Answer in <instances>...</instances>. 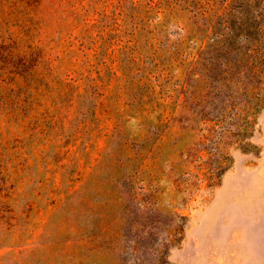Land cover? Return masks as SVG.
<instances>
[{
	"label": "rangeland",
	"instance_id": "1",
	"mask_svg": "<svg viewBox=\"0 0 264 264\" xmlns=\"http://www.w3.org/2000/svg\"><path fill=\"white\" fill-rule=\"evenodd\" d=\"M192 26L183 0H0V264H264V105L217 123Z\"/></svg>",
	"mask_w": 264,
	"mask_h": 264
},
{
	"label": "trees",
	"instance_id": "2",
	"mask_svg": "<svg viewBox=\"0 0 264 264\" xmlns=\"http://www.w3.org/2000/svg\"><path fill=\"white\" fill-rule=\"evenodd\" d=\"M225 1L224 10L217 6L208 12L199 0H183L193 23L187 43L191 53L197 50L192 74L204 85L205 103L216 101L212 109L217 123L234 118L236 133L245 134L251 114L264 105V0ZM194 121L189 118L190 127ZM217 156L221 159L215 161V170L225 160L221 152Z\"/></svg>",
	"mask_w": 264,
	"mask_h": 264
}]
</instances>
